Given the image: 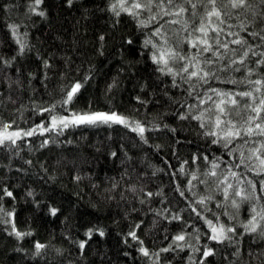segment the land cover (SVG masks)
<instances>
[{
	"label": "trees",
	"instance_id": "1",
	"mask_svg": "<svg viewBox=\"0 0 264 264\" xmlns=\"http://www.w3.org/2000/svg\"><path fill=\"white\" fill-rule=\"evenodd\" d=\"M250 2L259 11L258 0ZM130 4L128 0L125 7ZM252 9H229L231 18L226 17L219 33L221 44L237 38L229 32L246 36L241 24L248 32L264 29L259 17L253 22ZM157 11L153 8V14ZM148 15L133 17L120 9L118 0H73L71 6L67 0H43L39 6L33 0H0V57L12 61L0 64V129L94 111L128 115L145 126L141 135L124 124L69 123L0 144V264H264V136L242 133L225 146L227 128L215 127L214 119L216 104L228 97L212 91H253L258 104L264 85L248 81L264 79V65L256 64L260 57L250 53L246 63L251 76L243 66L232 65L207 83L189 80L187 73L175 76L174 83L166 69L158 71L163 65L151 56L169 49L197 54L191 41L200 34L191 29L203 9L189 20L188 32L165 23L175 17H158L167 43L153 35L155 22L140 26ZM13 26H18L15 35ZM17 38L25 45L23 54H18ZM246 38L254 51H264L259 38ZM245 47L229 43V50L220 48L222 59L213 70L239 59ZM209 57L211 52H200L198 59ZM182 63L186 61H170V66L178 71ZM235 67L241 70L233 71ZM77 82L82 87L63 104ZM234 98L239 101L235 108L226 105L230 119L237 128L246 127V117L255 114L243 105L252 101ZM254 149H259L255 155ZM51 208L58 210L55 215ZM253 217L257 231L249 232L245 226ZM209 220L215 227L234 228L227 233L231 239H210ZM17 230L30 235L18 238ZM177 235L185 239L177 241ZM81 241H86L83 250ZM37 242L47 246L39 256L34 255ZM208 248L214 254L204 257Z\"/></svg>",
	"mask_w": 264,
	"mask_h": 264
},
{
	"label": "snow or ice",
	"instance_id": "2",
	"mask_svg": "<svg viewBox=\"0 0 264 264\" xmlns=\"http://www.w3.org/2000/svg\"><path fill=\"white\" fill-rule=\"evenodd\" d=\"M69 6H71L73 0H67ZM43 3V0H33V4L35 6H39ZM120 9L129 15L133 17H139L141 13L147 12L149 15L145 18L139 21V24L141 27H147L153 22L156 23V27L154 29L153 35L156 36H162L161 29L163 28V25L159 23V19H163L164 17L171 16L175 17L172 20L165 21V23L170 24H177L182 26V30L185 32H188L189 27H191L189 20H191L193 17H196L198 15V10L203 9V15L200 17V22L196 24L195 27H192L191 31L199 33L200 35L197 36L195 39L191 41V47L198 48L199 52L197 54L192 55L191 57L180 54L175 51V49H169L167 52L163 50H158L159 55L153 54L151 56V59L154 63L160 65L162 64L163 67H159L158 71L165 72L166 74H170L174 78L175 83V76L180 75L181 73H187V79L197 78L199 80H203L205 83L208 82V78L212 77L214 79L218 78L216 76V72H225L229 67L232 65H239L243 66L246 71L247 75L251 76L253 74V70L248 67L246 61L249 58V54L251 53L252 56L260 57V59L256 60L255 63L258 65H264V51L262 52H256L253 50V47L251 44L248 43V40L246 36H252L253 38H259V40L264 44V29H262L261 32H248L247 28L241 24L242 30L246 33V36L241 37L240 33H232L229 32L228 35L232 36L235 35L237 38L231 40L228 43L221 44L219 39V33L223 32L224 29L221 27V25H225L227 23L226 17L231 18V12L229 9H235V10H241V9H252V2L250 0H131V4L129 7H125V4L128 3V0H118ZM116 5H112V10L116 12ZM257 7L259 8V11H256L255 9H252V20L255 21L256 17L260 18V21L264 23V0H258ZM153 8L158 9V11L153 14ZM30 11L36 12V7L30 8ZM38 15L44 16L45 13L43 11L37 12ZM120 13L116 12V15L118 16ZM188 16L189 19H183L185 16ZM159 17V19H158ZM215 18L216 23L213 24L212 18ZM195 23V21H192ZM16 27L13 26V34L15 35ZM228 27H231V25H228ZM212 33H215V35H211ZM191 35V33H189ZM104 37L101 36L100 40H103ZM17 43L19 44V50L18 54H23L25 45L21 44L19 42V39L17 38ZM127 43L131 44L132 41L128 40ZM164 43H167V39L164 38ZM229 43L235 44V45H246V47L242 50L240 53L239 59H231L228 61L227 64H225L223 67L213 70V64H215L218 60L222 59V55L219 51L220 48L225 49V51L229 50ZM145 44H152L151 40L145 41ZM153 47H156L155 44H153ZM233 53L236 52V49H231ZM212 53V57L206 58L203 61L198 59L199 53ZM213 57L215 59H213ZM13 60L15 57L12 58ZM186 61V63H182L181 67L178 71H174L173 68L170 66V61ZM11 60H5L3 57H0V64L2 65H11ZM202 65H206L207 67H204ZM47 66V65H46ZM190 69H193L190 71ZM241 70V67H235L233 71L239 72ZM232 83H237V81H231ZM18 83V82H17ZM248 83H253L255 85H264V79H256L255 81H248ZM82 87V84L77 82L75 83L70 90H68L65 94V99L62 101L63 104H68L72 101L74 95L79 91V89ZM212 91L216 92L218 96L224 97L227 96L228 99H220L219 103L216 104V116L214 119L215 127L219 128L221 125H225L227 130L224 133V139L227 143L231 141V139L239 138L241 137L242 133L247 136H252L253 134L264 136V117H262V113H264V96H262L259 99V103L256 104V97L254 95L253 91H241L238 93H221L215 89ZM256 92L260 91V88L257 87L255 89ZM235 96H240L242 98H247L248 100L252 101V104L245 103L243 105L244 108L251 109V112L255 115H249L245 119L246 127L243 128H237L236 124L233 123L232 119H230L232 113L229 111V108L226 107V105H231L233 108H235L239 101L235 99ZM211 99V97H209ZM204 102V101H202ZM54 107V106H53ZM45 111H51V109H45ZM184 116H181V119H184ZM196 119H201V117H195ZM59 123L63 125L64 127H67L69 123L72 125H110V124H124L125 126H129L127 118L123 117L122 115H119L115 112L107 113V112H92V113H85V114H73L72 119L69 121L68 117H61ZM52 126H56V118H52ZM8 127L10 125L4 126V131L0 132V144H3L4 141H10L11 143H15L16 137H20V132H11L9 133L7 131ZM43 131H50L51 129H43V125H39ZM35 129H32L30 131H27L24 133L26 136L33 135ZM133 131H138L141 135L144 133L145 128L140 125L139 122H137L136 128L133 129ZM216 133H212V135H215ZM44 144H47V141H44ZM261 148H264V143L260 145ZM259 149H254L253 154L255 155L256 152H258ZM115 155V153H113ZM205 160H207V157H204ZM257 159H260V157H257ZM196 158L194 157L193 163H195ZM30 163V161L28 162ZM240 163H243V153H241V161ZM260 165L262 168H264V159H260ZM239 166V165H237ZM217 165L215 163L212 164V169H215ZM212 176L216 175L215 171H212L210 173ZM232 176H235L236 173L232 172ZM193 179H196L195 176H193ZM249 184L252 182L249 181ZM262 184H264V181H261ZM229 188L232 187L231 184L228 185ZM255 187V185H253ZM5 194L7 196H12V193L10 191L4 190ZM225 192L227 194V189H225ZM243 192V189H240L236 192V195H241ZM31 195V193H29ZM147 195L151 196L152 193H148ZM246 199L247 197H242ZM201 203H203V200H201ZM233 205L237 206L235 204V201H233ZM58 210L55 208L50 209V213L52 215H55ZM8 215H13L12 213H8ZM178 217L174 216L173 219H176ZM264 218V217H262ZM255 217L252 218V220L249 221V225H246L245 228L249 232H256L257 231V225L254 223ZM209 227H211L212 235L209 237L212 240H215L217 242H223L224 240H230L231 238L227 235L228 232H234V228H225L224 225H220L219 227L213 226V222L211 220L208 221ZM92 230L89 229V231L86 233V235L91 238ZM15 235L18 238H23L25 235H30V233H23L20 231H15ZM99 235L103 236L104 232L99 231ZM130 236L133 237V239H138L136 237L135 232H130ZM185 239L184 235H177L175 237V240L177 241H183ZM142 243V242H141ZM86 241H81L79 243V248L83 250L85 247ZM35 256H39L41 254V251L45 249L47 246L44 244H41L37 242L35 245ZM169 249H163V251H168ZM140 251L145 255H149L148 250L145 248H141ZM213 249L208 248L206 251H204L203 256L208 257L210 255H213Z\"/></svg>",
	"mask_w": 264,
	"mask_h": 264
},
{
	"label": "rangeland",
	"instance_id": "3",
	"mask_svg": "<svg viewBox=\"0 0 264 264\" xmlns=\"http://www.w3.org/2000/svg\"><path fill=\"white\" fill-rule=\"evenodd\" d=\"M96 112H106V111H96ZM90 113H92V112H90ZM107 113H111V112H107ZM119 115H122L123 117L127 118L130 127L136 128L137 122H139V121H135L131 116H128V115H123V114H119ZM53 117L56 118V126L55 127H58V126H61V124L59 123L61 117H68L69 121H70L72 119V117H73V114L55 115ZM52 118L47 124L41 123V124H38V125H35V126H32V127H28V128H8L7 131L9 133H11V132H20L21 133L20 137H23V136H26V135H24L25 132L30 131L32 129H35L34 132L43 131L40 127H38L39 125H43V129L53 128V126H52ZM140 125L145 128V126L142 123H140ZM3 131H4V129H0V132H3ZM20 137H16L14 139H17V138H20ZM213 226H215V225H213Z\"/></svg>",
	"mask_w": 264,
	"mask_h": 264
}]
</instances>
